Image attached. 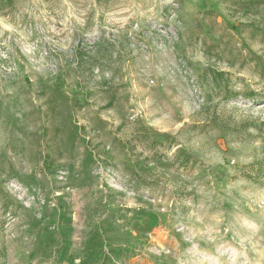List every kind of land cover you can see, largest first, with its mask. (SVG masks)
I'll return each instance as SVG.
<instances>
[{
  "label": "rangeland",
  "instance_id": "374dc122",
  "mask_svg": "<svg viewBox=\"0 0 264 264\" xmlns=\"http://www.w3.org/2000/svg\"><path fill=\"white\" fill-rule=\"evenodd\" d=\"M0 264H264V0H0Z\"/></svg>",
  "mask_w": 264,
  "mask_h": 264
},
{
  "label": "trees",
  "instance_id": "16d2710c",
  "mask_svg": "<svg viewBox=\"0 0 264 264\" xmlns=\"http://www.w3.org/2000/svg\"><path fill=\"white\" fill-rule=\"evenodd\" d=\"M148 131L150 132V130H148ZM148 131H147V133H148ZM145 135H147V134L145 133ZM163 137L166 139V141H168L169 138H170V136H168V135H163ZM176 152H177V155H178V154H181V155H182V157H183V162H185V164L190 163V161H189V157H190V156H189L187 153L181 152L180 149H177ZM183 164H184V163H183Z\"/></svg>",
  "mask_w": 264,
  "mask_h": 264
}]
</instances>
